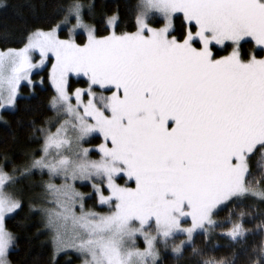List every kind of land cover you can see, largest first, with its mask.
I'll return each instance as SVG.
<instances>
[{
  "label": "snow or ice",
  "instance_id": "obj_1",
  "mask_svg": "<svg viewBox=\"0 0 264 264\" xmlns=\"http://www.w3.org/2000/svg\"><path fill=\"white\" fill-rule=\"evenodd\" d=\"M61 11L22 47L0 49V110L15 109L21 85L34 88L33 72L50 62L48 105L58 118L54 131L39 129L41 147L21 177L0 168V264H9L16 241L6 219L22 207L9 189L35 173L48 178L43 212L54 254L70 250L81 264H161V247L171 242L179 258L195 236L210 240L217 228L244 240L245 213L234 218V208L249 197L264 202L249 180L253 157L264 159V56L243 55L241 42L264 51V0H139L134 30L118 31L114 13L107 35L86 22L80 0ZM217 47L231 51L218 57ZM71 76L86 77L87 88L73 90ZM95 138V149L85 147ZM77 182L91 191H77ZM224 210L225 221L214 219ZM254 264H264V243Z\"/></svg>",
  "mask_w": 264,
  "mask_h": 264
},
{
  "label": "trees",
  "instance_id": "obj_2",
  "mask_svg": "<svg viewBox=\"0 0 264 264\" xmlns=\"http://www.w3.org/2000/svg\"><path fill=\"white\" fill-rule=\"evenodd\" d=\"M93 5L89 16L88 7L85 19L97 29L99 35H105V19L114 13L120 16L118 31L134 30L130 20L134 19L133 8L137 0H80ZM70 0H0V49L22 47L28 34L36 29L48 30L63 16L61 11ZM178 30L181 29L182 18L175 20ZM62 37L66 35L63 31ZM85 37L77 36V42ZM251 46V42L242 43V48ZM230 48L215 50L216 54H226ZM261 55L260 51H257ZM43 80L42 85L35 87L22 85L18 104L12 111H3L0 117V165L7 172L17 168L23 171L32 154L41 147L40 128H44L51 118L52 111L48 101L54 94L47 79L46 69L32 76ZM85 84V81H80ZM6 160V161H5ZM264 159L259 154L251 161L252 174L249 177L253 187L264 189ZM47 176L35 173L29 175L23 182L21 196L22 207L11 217L7 218L6 226L16 237L15 246L10 250L8 259L12 264H76L80 261L73 253L54 255L49 233L44 227L42 211L44 202L39 197L43 195V185ZM120 182V181H119ZM89 193V186H82ZM46 197V196H45ZM43 199V196L41 197ZM45 201V200H44ZM88 207H93L94 200H88ZM106 211L104 207H98ZM245 213L243 224L248 230L244 240L234 243L221 235L226 229L217 228L210 240L202 235L194 238L193 244L186 246L181 257L167 255L162 257L161 264H203L204 259L216 261H232V264H254L258 249L264 243V229L257 230V225L264 220V202L256 197L247 198L242 205L234 208L233 217ZM216 217L225 221L227 210L221 211ZM230 227V225H228ZM192 247L201 250V255H195ZM256 250V251H254Z\"/></svg>",
  "mask_w": 264,
  "mask_h": 264
},
{
  "label": "rangeland",
  "instance_id": "obj_3",
  "mask_svg": "<svg viewBox=\"0 0 264 264\" xmlns=\"http://www.w3.org/2000/svg\"><path fill=\"white\" fill-rule=\"evenodd\" d=\"M81 2V1H80ZM139 2V0H137V3ZM83 5H84V12L86 11V9H87V7L89 6V4H85V3H83V2H81ZM113 15V14H112ZM111 16V15H110ZM178 16H179V14H178ZM179 17H181L182 18V16H179ZM62 19V18H61ZM157 20H159V17H157ZM59 22V21H58ZM86 22H88V21H86ZM89 23V22H88ZM89 24H91V23H89ZM92 25V24H91ZM94 26V25H93ZM153 26H156V27H159V26H161V24L160 23H155L154 22V24H153ZM46 31V30H45ZM65 32H66V35L64 36V37H62L61 35H60V33H59V35H60V38L61 39H66V38H68V33H67V29H65L64 30ZM79 35V34H78ZM83 35V34H82ZM105 35H107V33L105 34ZM84 36V35H83ZM85 37V36H84ZM85 39H86V37H85ZM248 42H250V41H248ZM241 43H244V42H241ZM215 50H223V49H220V48H215ZM229 51H231V49L229 50ZM257 51H260L261 52V55H258L257 54ZM241 52H242V54L243 55H245V56H247V55H249V54H251V53H255L258 57L259 56H264V51H262V50H260V49H258V48H255L254 47V45L251 43V46H249V47H244V48H241ZM227 54V53H226ZM226 54H216L218 57L219 56H221V55H226ZM39 57H38V54H36L35 56H34V59H38ZM51 68V63L50 62H46V65H45V67H43V68H41V69H37V70H35L34 72H33V74L34 73H36V72H41L42 70H44V69H46V71H47V74H48V71H49V69ZM33 74H32V76H33ZM32 80H33V82H34V84H39V85H42L41 83H40V81L42 80L41 78H37V79H34L33 77H32ZM80 81H85V84H81L80 83ZM49 84H50V82H49ZM22 85H27L26 84V82L25 83H23ZM21 85V86H22ZM50 86H51V84H50ZM87 78L86 77H82V76H80V77H77V76H71L70 77V87L74 90V89H76V88H87ZM29 87V86H28ZM31 88V87H30ZM98 92L99 91H101L99 88H97L96 89ZM54 91V90H53ZM104 94H109L107 91H105V93ZM21 95V94H20ZM20 95H19V97H20ZM18 97V98H19ZM12 110H14V109H7V110H0V117H1V114H2V112L3 111H12ZM51 111H52V115H51V118L47 121V123L45 124V127L44 128H47V127H51L52 128V130L54 131L55 130V126H57V121H58V118H57V114L51 109ZM102 142V138H95V139H92V141H91V143L90 144H86L85 145V147H90V148H93V149H95V147L99 144V143H101ZM92 158L93 159H98L99 158V155H98V153H95V154H93L92 155ZM6 161V160H5ZM262 167L264 166V163H262V165H261ZM0 168H3V165H0ZM4 169V168H3ZM14 169H17V168H14ZM5 171V170H4ZM12 171H13V169H12ZM11 171V172H12ZM7 172V171H6ZM10 172V173H11ZM22 172L23 171H18L17 173H16V175H17V177H21V174H22ZM27 177H29V175L28 176H23L22 178H20V180H19V183H17V184H15V185H12L11 186V188L9 189V191H12V192H14L15 193V195L17 196V195H19V196H21V192H22V190H21V188H22V185L24 184V180L27 178ZM119 183H121V184H123L124 183V181L123 180H121ZM44 186V185H43ZM82 186H85V185H82L80 182H77L76 183V188H77V191H80V192H82V193H85V194H87L83 189H82ZM134 186V185H133ZM44 188V187H43ZM89 189H90V186H89ZM43 190V199L41 198V197H39V199L40 200H43V202L45 203V199H46V197H45V191H44V189H42ZM19 196H17V198H19ZM20 199V198H19ZM98 207H104L105 209H106V211H107V206H99V205H97ZM44 207H45V204H44V206H43V209H44ZM89 208H92V206L91 207H89ZM94 210H96V211H102V210H100V208H97V207H95V209ZM105 211V212H106ZM15 214V213H14ZM13 215V214H12ZM11 215V216H12ZM42 217H43V223H44V227H45V229L47 230V232L49 233V237H50V241H51V244H52V232L48 229V227H47V224H46V219H45V215H44V212L42 211ZM11 216H9V217H11ZM8 217V218H9ZM214 219H216V217H214ZM7 220V219H6ZM183 239H185V237L183 236V235H180V236H178L177 238H176V240H175V243H180V241L181 240H183ZM139 243L141 244V246H142V243H143V241H142V239L139 241ZM171 246H172V244H171V242H170V244H169V247L167 248V249H164L163 247H161V249H160V251H161V260H162V257H164V256H167V255H172V256H174L175 257V255L171 252ZM52 247H53V245H52ZM11 250V249H10ZM62 253H64V252H61L60 254H62ZM67 253H73V254H75L74 252H72V251H68ZM60 254H58V255H60ZM66 254V253H65ZM55 256H58V255H56V254H54ZM9 260V259H8ZM9 264H12L10 261H9ZM76 264H81V260L78 262V263H76Z\"/></svg>",
  "mask_w": 264,
  "mask_h": 264
}]
</instances>
